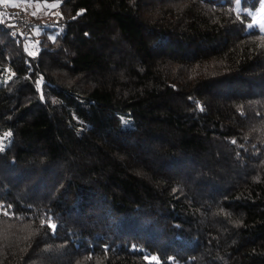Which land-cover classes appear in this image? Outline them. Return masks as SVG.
<instances>
[{
	"label": "trees",
	"instance_id": "trees-1",
	"mask_svg": "<svg viewBox=\"0 0 264 264\" xmlns=\"http://www.w3.org/2000/svg\"><path fill=\"white\" fill-rule=\"evenodd\" d=\"M15 1L0 264H264L262 0Z\"/></svg>",
	"mask_w": 264,
	"mask_h": 264
},
{
	"label": "rangeland",
	"instance_id": "rangeland-1",
	"mask_svg": "<svg viewBox=\"0 0 264 264\" xmlns=\"http://www.w3.org/2000/svg\"><path fill=\"white\" fill-rule=\"evenodd\" d=\"M11 4V2H8ZM50 5L53 3H40L34 1H15L13 3V12H17L21 18L24 19V23L29 22L30 17L35 13V16H42L52 8ZM255 22V23H254ZM253 23L257 25L262 31H264V2L258 13L253 17ZM36 30V27L33 28V31Z\"/></svg>",
	"mask_w": 264,
	"mask_h": 264
},
{
	"label": "snow or ice",
	"instance_id": "snow-or-ice-1",
	"mask_svg": "<svg viewBox=\"0 0 264 264\" xmlns=\"http://www.w3.org/2000/svg\"><path fill=\"white\" fill-rule=\"evenodd\" d=\"M5 2H7V0H5ZM262 2H264V0H262ZM50 6L51 7H56V6H58V4H53V5H50ZM33 15H35V13H33ZM78 15H79V13H78ZM0 23H2V21H0ZM248 27L251 28V27H253V25H248ZM30 55H34V53H30ZM37 84H39V81H37ZM234 142L235 141H233V143ZM0 150H2V149H0ZM48 226L51 227L53 230L55 229V225L49 224Z\"/></svg>",
	"mask_w": 264,
	"mask_h": 264
},
{
	"label": "built area",
	"instance_id": "built-area-1",
	"mask_svg": "<svg viewBox=\"0 0 264 264\" xmlns=\"http://www.w3.org/2000/svg\"><path fill=\"white\" fill-rule=\"evenodd\" d=\"M2 11L8 12L7 8H2ZM8 15L10 17L16 18V13L15 12H8Z\"/></svg>",
	"mask_w": 264,
	"mask_h": 264
}]
</instances>
